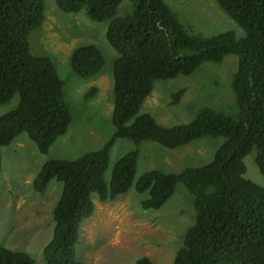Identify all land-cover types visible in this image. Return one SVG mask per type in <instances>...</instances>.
<instances>
[{
    "label": "trees",
    "instance_id": "1",
    "mask_svg": "<svg viewBox=\"0 0 264 264\" xmlns=\"http://www.w3.org/2000/svg\"><path fill=\"white\" fill-rule=\"evenodd\" d=\"M55 1L64 13L86 11L93 22L111 20L106 38L119 57L113 67L112 140L80 159L46 162L33 181L41 194L52 180L64 185L55 210L58 228L44 249L45 262L82 264L76 259V245L83 222L96 211L93 197L111 202L131 189L137 151L120 159L110 183L106 180L117 139L178 149L205 137H223L212 162L178 174L148 171L136 182V190L148 195L144 210L163 207L180 183L195 197V224L172 264H264V188L245 177L244 162L255 153L264 176V0H215L245 31L244 38L233 31L195 35L165 0H132L134 11L125 17H115L123 0ZM45 20L44 0H0V105L20 98L16 108L0 116V176L3 147L27 133L39 152L47 154L73 120L65 82L52 60L31 52L30 36ZM229 55L239 59L232 79L234 115L204 108L192 122L166 127L152 115L140 114L156 81L190 76L204 63L220 64ZM71 65L76 75L88 78L102 73L106 60L90 44L73 51ZM182 94H175L176 102ZM0 264L37 263L26 252L0 247ZM138 264L154 263L143 258Z\"/></svg>",
    "mask_w": 264,
    "mask_h": 264
},
{
    "label": "rangeland",
    "instance_id": "2",
    "mask_svg": "<svg viewBox=\"0 0 264 264\" xmlns=\"http://www.w3.org/2000/svg\"><path fill=\"white\" fill-rule=\"evenodd\" d=\"M165 2L195 35L213 37L233 31L237 38L246 36L215 0ZM44 3L46 20L30 36L31 52L52 60L65 82V100L73 120L68 132L47 154L39 152L27 133L19 135L2 149L0 176V247L26 252L37 264H47L43 252L58 228L55 210L64 185L52 180L41 194L34 189L33 181L46 162L77 160L112 140L115 134L113 67L119 57L106 38L111 20L93 22L86 11L67 14L57 7L55 0H44ZM133 11V1L123 0L115 17H125ZM90 44L102 51L106 65L102 73L85 78L73 72L71 57L76 48ZM238 61L237 56L229 55L220 64L204 63L190 76L156 81L140 114H150L166 127L188 124L204 108L234 115L237 108L232 79ZM180 90L183 94L176 102L174 96ZM19 101L16 95L0 105V116L16 108ZM224 141L223 137H205L181 148L169 149L155 142L137 145L131 140L117 139L111 148L106 180L109 184L112 170L120 159L137 151L133 185L115 201L103 203L93 197L96 211L82 224L76 259L82 264H138V260L148 258L154 264H172L183 246L185 234L195 224V197L180 183L163 207L144 210L142 202L148 195L138 193L135 184L151 170L178 174L187 168L204 166L214 160ZM253 154L244 160L245 177L264 188V176Z\"/></svg>",
    "mask_w": 264,
    "mask_h": 264
},
{
    "label": "clouds",
    "instance_id": "3",
    "mask_svg": "<svg viewBox=\"0 0 264 264\" xmlns=\"http://www.w3.org/2000/svg\"><path fill=\"white\" fill-rule=\"evenodd\" d=\"M85 221H86V220H85ZM85 221H84V222H85ZM84 222H83V223H84ZM81 227H82V226H81ZM52 238H53V237H52ZM79 240H81V237H80V239H79ZM78 243H79V242H78ZM89 245H91V243H90V242H89ZM76 246H77V245H76ZM43 256H44V255H43ZM83 263H84V262H83ZM85 264H86V263H85Z\"/></svg>",
    "mask_w": 264,
    "mask_h": 264
},
{
    "label": "crops",
    "instance_id": "4",
    "mask_svg": "<svg viewBox=\"0 0 264 264\" xmlns=\"http://www.w3.org/2000/svg\"><path fill=\"white\" fill-rule=\"evenodd\" d=\"M107 83H108V85H109V82H107ZM112 114H113V113H112ZM15 139H16V138H15ZM15 139H14V140H15ZM12 143H13V142H12ZM12 143H11V144H12ZM11 144H10V145H11ZM10 145H9V146H10ZM7 147H8V146H7ZM3 148H5V147H3ZM3 148H2V149H3Z\"/></svg>",
    "mask_w": 264,
    "mask_h": 264
}]
</instances>
